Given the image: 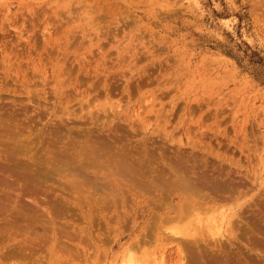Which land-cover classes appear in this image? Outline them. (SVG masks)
Segmentation results:
<instances>
[{"label": "rangeland", "instance_id": "rangeland-1", "mask_svg": "<svg viewBox=\"0 0 264 264\" xmlns=\"http://www.w3.org/2000/svg\"><path fill=\"white\" fill-rule=\"evenodd\" d=\"M6 116L14 128L42 130L44 145L53 130L69 140L122 130L132 146L189 153L240 183L245 199L225 205V216L238 205L240 215L264 213V0H0ZM37 142L22 141L31 150ZM138 216L92 220V243L83 233L74 248L99 251L98 264H124L130 252L136 264H179L180 247L164 232L190 224L209 238L220 224L208 214L175 220L136 245L148 221ZM219 226L215 238L226 244Z\"/></svg>", "mask_w": 264, "mask_h": 264}, {"label": "bare ground", "instance_id": "bare-ground-1", "mask_svg": "<svg viewBox=\"0 0 264 264\" xmlns=\"http://www.w3.org/2000/svg\"><path fill=\"white\" fill-rule=\"evenodd\" d=\"M12 121L17 122L0 118V264H98L101 253L79 251L74 238L89 234L92 243L91 230H99L90 225L92 220L108 225L114 218L117 224L136 220L139 214L148 221L136 245L172 221H199L208 214L207 220L219 222V216L220 224L226 225V244L215 238L221 228L216 222L209 226V238L197 235L190 224H181L171 234L161 232L165 239L177 241L179 264H264V213L254 210L248 217L243 212V221L238 205L233 215L242 225L236 230L224 206H235L244 194L225 167L209 166L182 151L167 154L154 142L132 146L122 130L72 140L70 133L53 130L44 145L42 130L33 132L32 124L14 128ZM30 139L38 140L35 149L23 146L22 141ZM137 201H142L138 209L126 211V205ZM76 220L87 224L80 226ZM127 255L124 264L137 263L131 252Z\"/></svg>", "mask_w": 264, "mask_h": 264}]
</instances>
